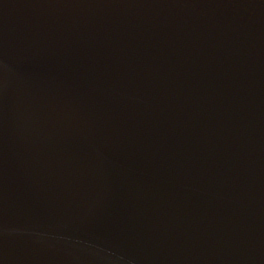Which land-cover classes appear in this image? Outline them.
<instances>
[{
    "label": "water",
    "instance_id": "95a60500",
    "mask_svg": "<svg viewBox=\"0 0 264 264\" xmlns=\"http://www.w3.org/2000/svg\"><path fill=\"white\" fill-rule=\"evenodd\" d=\"M0 264H264V0H0Z\"/></svg>",
    "mask_w": 264,
    "mask_h": 264
}]
</instances>
